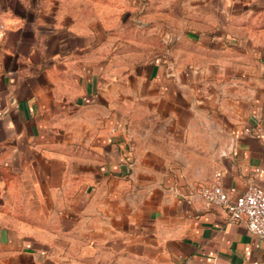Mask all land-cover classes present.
<instances>
[{
  "label": "crops",
  "instance_id": "1",
  "mask_svg": "<svg viewBox=\"0 0 264 264\" xmlns=\"http://www.w3.org/2000/svg\"><path fill=\"white\" fill-rule=\"evenodd\" d=\"M216 182L264 186V0H0V264H264Z\"/></svg>",
  "mask_w": 264,
  "mask_h": 264
},
{
  "label": "built area",
  "instance_id": "2",
  "mask_svg": "<svg viewBox=\"0 0 264 264\" xmlns=\"http://www.w3.org/2000/svg\"><path fill=\"white\" fill-rule=\"evenodd\" d=\"M198 193L208 207L221 208L228 221L243 223L248 230L264 238V186L249 182L239 194L220 182L202 185Z\"/></svg>",
  "mask_w": 264,
  "mask_h": 264
}]
</instances>
